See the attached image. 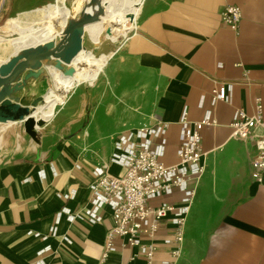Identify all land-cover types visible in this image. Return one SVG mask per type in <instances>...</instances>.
Listing matches in <instances>:
<instances>
[{
    "label": "crops",
    "instance_id": "crops-1",
    "mask_svg": "<svg viewBox=\"0 0 264 264\" xmlns=\"http://www.w3.org/2000/svg\"><path fill=\"white\" fill-rule=\"evenodd\" d=\"M46 1L0 0V26L6 23L0 28L9 24L0 44L25 36L33 42L31 26L53 9L38 8ZM229 6L241 9L238 32L223 22ZM32 15L39 19L24 26L22 16ZM16 22L21 34L10 37ZM136 26L138 33L129 34L103 73L78 83L57 105L40 143L0 165V264H100L112 212L103 209L97 224L80 215L92 206L94 169L109 163L122 132L159 123L169 126L163 161L176 164L185 110L190 126L208 111L213 124L201 131L206 172L178 264H264V183L251 165L256 143L233 138L232 128L237 110L252 116L258 104L264 119V0H144L131 32ZM223 84L232 85L231 100L214 105V91ZM50 89L31 79L15 97L28 104ZM21 126L7 125L0 142L15 134L20 152ZM263 133L259 127L254 136ZM109 170L123 171L116 165ZM172 235L173 226L163 222L156 260L171 259L164 240ZM122 242L104 264H145L132 260L137 250ZM48 246L52 250L39 256Z\"/></svg>",
    "mask_w": 264,
    "mask_h": 264
},
{
    "label": "built area",
    "instance_id": "built-area-1",
    "mask_svg": "<svg viewBox=\"0 0 264 264\" xmlns=\"http://www.w3.org/2000/svg\"><path fill=\"white\" fill-rule=\"evenodd\" d=\"M222 19L227 27L238 32L243 19L241 9L227 7L222 13ZM137 33L138 26L132 36ZM231 90L232 85H220L214 91L212 104L215 105L217 101L230 102ZM187 115L185 110L181 121L176 164L167 165L163 161L166 157L169 126L159 123L153 128L142 126L122 132L115 140L114 153L109 163L94 169L96 182L90 187L92 206L83 210L80 215L91 224H97L103 221L100 215L103 209L109 208L112 212L114 225L107 234L100 264H104L112 253L118 251V242L121 240L122 246L137 250L132 260L142 259L145 264H178L182 256L188 218L199 182L206 172V154L202 147L201 131L205 126L213 124L211 111L206 113L204 120L193 126H190ZM259 127L264 129L261 104H258L257 111L252 116L245 110L235 112L233 138L242 141L255 140L256 154L251 158V165L258 182L263 184L264 133L254 136ZM111 165L120 167L122 173L111 174ZM163 222L173 226L172 237L164 240L165 245L172 246L171 259L158 261L155 258L158 252L156 237ZM56 232L54 229L53 233ZM51 250L48 246L38 255L42 256ZM36 264L45 263L39 261Z\"/></svg>",
    "mask_w": 264,
    "mask_h": 264
},
{
    "label": "bare ground",
    "instance_id": "bare-ground-1",
    "mask_svg": "<svg viewBox=\"0 0 264 264\" xmlns=\"http://www.w3.org/2000/svg\"><path fill=\"white\" fill-rule=\"evenodd\" d=\"M87 1L75 0L73 8H71L67 5V0H58L56 10L53 13L41 17L43 19L34 24L35 30L31 26L30 30L33 33L31 38L33 42H28V36H25L21 40H12L0 44V49L5 53L11 51L6 59L0 60V63L7 61L12 55L17 54L22 49L60 38L70 20H78L80 18ZM143 2L144 0H102L105 15L101 17L98 23L88 27V39L95 45H98L101 43V38L106 31H108L109 39L113 43L118 42L122 35L128 37L141 16ZM96 47L99 48L98 46ZM117 49H114L110 53H104L100 48L99 55L101 56L95 57L92 52L83 48L73 61L72 65L76 68V73L73 76L65 75L50 68L53 86L46 94V102L44 103L46 104V108L39 105L32 112L34 119L37 122L44 121L46 123L50 121L54 117L57 105L66 98L68 93L78 83L93 82L103 73V68L113 58ZM39 128L42 127L37 125V131Z\"/></svg>",
    "mask_w": 264,
    "mask_h": 264
},
{
    "label": "water",
    "instance_id": "water-1",
    "mask_svg": "<svg viewBox=\"0 0 264 264\" xmlns=\"http://www.w3.org/2000/svg\"><path fill=\"white\" fill-rule=\"evenodd\" d=\"M104 15L102 0H88L80 18L70 20L59 39L22 49L0 64V134L7 125L20 122L24 124L25 132L37 139L36 126L41 127L45 122H37L32 110L46 102V94L28 104L24 98L15 95L23 91L31 79H41L47 89L52 88L50 68L73 76L76 68L72 64L82 49L97 48L88 39V27L98 23Z\"/></svg>",
    "mask_w": 264,
    "mask_h": 264
},
{
    "label": "rangeland",
    "instance_id": "rangeland-1",
    "mask_svg": "<svg viewBox=\"0 0 264 264\" xmlns=\"http://www.w3.org/2000/svg\"><path fill=\"white\" fill-rule=\"evenodd\" d=\"M74 1L75 0H67V5L69 7H71V8H73ZM51 5H53V9L51 10L52 12L49 11L48 13H50V12L53 13L56 10V4H55L54 0H47L46 3L44 4V6H41V7H38V8H47V7H50ZM35 9H36L35 7L34 8H30L29 10H27V12H31V11H33ZM47 14H45V15H47ZM12 17H16V15H12L10 18H12ZM22 17L23 18H21V19L23 21L24 26H26V27L30 26L32 23H34L35 21H37L39 19V18H35L34 15H32V17H30V18H28L27 16H22ZM41 17H44V16H41ZM16 18H18L17 21H19V16H17ZM17 23L18 22H16L13 25V31H12V34H11L10 37H16V36L19 35V31H18V28H17ZM5 24H3V25H5ZM3 25H1V26H3ZM8 25L9 24H7L3 28H0V37H9V34L5 31V29H6V27ZM130 26L133 27L132 25H130ZM132 34H133V32L130 33V37H131ZM126 38L127 37L125 35H122L119 38L118 42L113 43L109 39L108 31H106L105 34L101 38V43L96 45V46L99 47V46H103L104 45V47L102 48V51L104 53H110L111 51H114V49H117L118 47H120L123 44V42L128 40ZM113 44H116V45L113 46ZM0 48H1V46H0ZM86 50L92 52L95 57L101 56V55H99L100 48H96L95 50H90V49L87 48ZM117 51H118V49H117ZM10 52L11 51H8V52L5 53L4 51H2L0 49V60L6 59L9 56ZM44 95H42V96H44ZM42 96H40V97H42ZM42 104H44V103H40V104H38V106L42 105ZM33 111H34V109L32 110V112ZM51 126H52L51 124L44 123V125L41 126V127H43L42 130L37 131V139L34 140V139H32V137L30 135H28L25 132V126H24V124H22L21 128H19V131H18L20 133V135H21V145H22V150L20 152H18L16 150V144H17L16 142L17 141H16V138H15L16 137L15 134L9 135V136L7 135L6 139H5V144L3 145L4 139H2V142H0V165L5 163V162H7V161H9V160H11V159H13V158H15V157H17V156H20L22 154V151L23 150L24 151L27 150L30 145H35L37 143L39 144L40 140H41V138L43 136V132H45V130L50 129Z\"/></svg>",
    "mask_w": 264,
    "mask_h": 264
}]
</instances>
